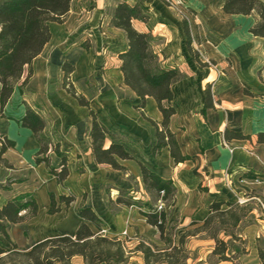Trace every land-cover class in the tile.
<instances>
[{
	"label": "crops",
	"instance_id": "crops-1",
	"mask_svg": "<svg viewBox=\"0 0 264 264\" xmlns=\"http://www.w3.org/2000/svg\"><path fill=\"white\" fill-rule=\"evenodd\" d=\"M120 1L73 0L63 24L49 23L52 38L34 60L33 76L24 87L25 76L17 84L5 117H0V134L15 142V147L3 156L12 168L0 166V183L10 184L8 190L0 192V207L24 193L34 194L39 205L36 217L9 226L11 240L30 249L57 232L73 235L82 222L79 209L85 206L103 218L107 224L105 232L110 236L127 239L129 250L136 249L138 236L158 244V230L141 214L158 207L145 190L140 166L143 163L177 187L175 203L165 209L168 222L176 224L178 235L194 221L203 225L215 200L236 204L247 199L250 205L248 215L252 222L242 228V220L238 227L245 251L236 260L212 262L216 242L200 235L187 242V264H263L258 248L260 242L264 244V145L258 143L257 136L264 132V38L249 31L256 16L228 15L223 11V0H190L187 22L191 47L202 63L214 62L200 67L187 46L182 17L161 0H143L150 7V20L135 21L134 26L139 31L151 32L157 38L155 50L161 63L178 68L184 76L172 86L176 114L170 129L183 155L192 160L176 164L167 148L153 153L156 130L143 114L159 125L162 123L156 100L148 97L141 111L140 97L124 82L119 54L127 49L128 40L124 31L110 24L111 11ZM66 62L75 68L71 75L75 87L89 100L101 122L122 137V144L134 157L119 160L127 173L95 162L90 110L64 88ZM208 86L215 108L207 110L204 117ZM27 105L42 116L45 134L53 142H60L61 151L68 156L69 177L63 184L57 182L45 164L36 163L40 144L32 131L20 123ZM225 130L241 132L251 139L225 143ZM111 143L112 138H108L106 148ZM1 147L0 143V150ZM50 156L54 165L60 163L54 152ZM249 172L257 177H247ZM119 189L132 191L143 209L120 206L112 213L108 201L117 198ZM50 193L57 199L60 195L76 197L70 205L72 211L76 210L71 212L73 230L67 231L63 224L35 238L27 237L31 223L48 212ZM82 193L88 194L85 200ZM67 208L62 205L59 213L48 217L54 222L65 215ZM125 233L127 236H123ZM220 237L230 244L236 243L224 233ZM235 253L230 245L228 255ZM73 264L84 261L76 257ZM129 264H144L143 254L134 252Z\"/></svg>",
	"mask_w": 264,
	"mask_h": 264
},
{
	"label": "trees",
	"instance_id": "trees-1",
	"mask_svg": "<svg viewBox=\"0 0 264 264\" xmlns=\"http://www.w3.org/2000/svg\"><path fill=\"white\" fill-rule=\"evenodd\" d=\"M73 0H0V117H5L6 106L12 99L17 84L25 76L24 87L33 76V62L42 53L50 42L52 33L49 23L63 24L68 16ZM223 11L228 15L256 16L255 23L250 27V33L264 38V0H223ZM110 24L125 32L128 47L119 54L121 70L125 84L130 87L141 99L138 109L143 111L146 100L152 97L163 115V121L157 122L143 116L155 127L157 144L153 153L159 154L167 148L176 164L192 160L183 155L176 135L170 129L172 117L176 109L172 105L174 93L172 86L184 76L178 68L165 67L159 54L155 50L157 38L151 32L136 29L135 21L148 23L150 7L143 0H121L111 11ZM184 29L187 37V46L200 67L208 65L200 61L198 52H194L191 44L189 24L184 20ZM88 48V46H85ZM214 64V62H211ZM75 68L68 62L63 65L64 88L78 103L90 110L92 117V151L97 164L108 165L114 170L127 173V168L119 160H134V157L122 144V137L112 133L99 119L96 111L91 107L89 100L78 91L71 75ZM206 100L202 115L206 117L207 110L215 108V100L211 86L206 89ZM20 123L34 134L40 144L36 157L38 165L45 164L48 172L63 184L69 177L68 156L61 151L60 142L45 134L46 122L42 116L27 105L25 115ZM258 143L264 145V132L258 134ZM112 138L111 145L106 148V141ZM251 136L241 132L225 130L224 142L232 140H250ZM0 166L12 168V165L3 158L6 151L15 147V142L0 134ZM54 152L60 163L54 165L50 152ZM142 179L146 192L155 203L161 202L168 206L176 201L177 187L174 182L164 179L143 163H140ZM249 178H256L257 174L249 172ZM10 184L0 183V192L8 190ZM156 197V200L153 198ZM50 215L61 211V206L70 205L76 201L74 195H60L50 193ZM139 207L143 204L135 198L132 191L119 189L115 200L111 199L109 208L113 206ZM227 207L226 210H222ZM209 215L203 225L192 222L190 227L178 235L176 224L170 225L165 208L141 211L147 223L159 232V245L147 238L140 237L135 250H129L127 239L110 236L105 232L107 226L103 218L91 207L81 206L79 217L82 219L75 234L57 232L42 241L34 244L30 249H23L14 243L8 228L13 224H20L36 217L39 205L32 193L20 194L0 207V264H73L76 257L83 259L84 264H129L134 252H141L144 264H187L190 252L187 242L191 237L206 234L215 240L216 246L213 255L220 261H234L233 255H228L230 242L220 237L222 233L231 237V241L243 243L237 229L249 208H241L235 203L213 201L208 208ZM215 214H217L215 216ZM219 221V222H217ZM220 224V228H213ZM230 227V229L228 228ZM259 257L264 264V249L259 247Z\"/></svg>",
	"mask_w": 264,
	"mask_h": 264
},
{
	"label": "rangeland",
	"instance_id": "rangeland-1",
	"mask_svg": "<svg viewBox=\"0 0 264 264\" xmlns=\"http://www.w3.org/2000/svg\"><path fill=\"white\" fill-rule=\"evenodd\" d=\"M186 4H187V6H188V8L187 7H184L183 8V11L181 12V13H179L178 11H176V10H173L172 8H170L169 6V8L172 10V11H174L176 14L178 13L179 15H180V17H182V19L183 20H186V21H188L187 20V14L188 13H190V11H191V2H190V0H186ZM137 185V184H136ZM109 187H110V185H108ZM202 190V189H201ZM87 196H88V194L87 193H82V198H83V200H85L86 198H87ZM262 197L264 198V195H262ZM154 200H156V197H154L153 198ZM246 200V202H242V203H240V202H237L236 204L238 205V206H240L241 208H249L250 207V205H249V203H248V201H247V199H245ZM263 201V200H262ZM108 203H109V201H108ZM171 205H173L172 203H170L168 206H166L165 204H163V203H161V202H158V209H162V208H168V207H170ZM68 210H66V213H65V215H63V216H61V218H59V219H57V220H55L54 222L48 217V216H50V214L48 213V212H46L45 214H44V218H42V219H39V220H37V221H33L32 223H31V226H30V228H29V230L27 231V237H28V235H30L29 237H33V238H35V237H37V236H40L43 232H46V230L47 229H51V228H55V227H57V228H61V226L63 225V224H66V230L67 231H70V230H73V225H74V223H73V219H72V214H71V212L72 213H74V211L76 212V210L75 209H73V211H72V206L71 207H69V208H67ZM118 209V207L117 206H113V212L114 213H116V210ZM227 209V207H223L222 208V210H226ZM41 213V212H40ZM241 214H244L245 216L243 217V223H242V228H244L246 225H248V223H250V222H252V219L249 217V215H248V212H244V213H241ZM217 214H215V216H216ZM217 222H219V221H217ZM214 229L216 228H220V224H214L213 226H212ZM229 229H230V227H228ZM242 228H240L239 229V231L240 230H242ZM231 230V229H230ZM237 232H238V229H237ZM123 236H127V234L125 233ZM201 236H204V237H207V235L206 234H202ZM139 237V242H140V236H138ZM121 239V238H120ZM122 240H125V239H122ZM155 241L156 242H158V244H160V245H162V243H160L159 242V240L158 239H155ZM231 245V247L233 248V249H235L236 250V253L233 255L234 256V260H236L237 258H238V256L239 255H241L244 251H245V247L244 246H246V244L243 242V243H240V242H236V243H231L230 244ZM259 245L262 247V248H264V244H263V242H260L259 243ZM217 260H219V258L218 257H215V256H213L212 257V259H211V261L212 262H214V261H217Z\"/></svg>",
	"mask_w": 264,
	"mask_h": 264
},
{
	"label": "built area",
	"instance_id": "built-area-1",
	"mask_svg": "<svg viewBox=\"0 0 264 264\" xmlns=\"http://www.w3.org/2000/svg\"><path fill=\"white\" fill-rule=\"evenodd\" d=\"M161 1L163 3H165L167 6H169L170 8L178 11L179 13H181L183 11V8L184 7H187L188 8V6L186 4V0H161ZM208 63L211 65L210 62H208ZM243 201L246 202L245 199L239 200L240 203H242Z\"/></svg>",
	"mask_w": 264,
	"mask_h": 264
}]
</instances>
